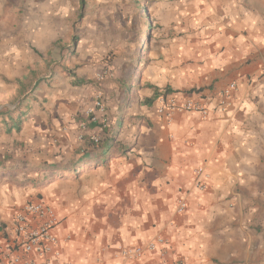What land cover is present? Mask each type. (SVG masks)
Segmentation results:
<instances>
[{"label": "crops", "instance_id": "1", "mask_svg": "<svg viewBox=\"0 0 264 264\" xmlns=\"http://www.w3.org/2000/svg\"><path fill=\"white\" fill-rule=\"evenodd\" d=\"M150 1L155 36L127 84L111 0H0V237L43 195L76 264H264V0ZM166 88L207 114L162 118Z\"/></svg>", "mask_w": 264, "mask_h": 264}, {"label": "built area", "instance_id": "2", "mask_svg": "<svg viewBox=\"0 0 264 264\" xmlns=\"http://www.w3.org/2000/svg\"><path fill=\"white\" fill-rule=\"evenodd\" d=\"M102 75L101 73L99 78L103 77ZM236 88L237 81H233L218 93L220 107H225L228 98ZM208 97L211 98V96ZM157 104L158 115L166 120L171 119L174 111H198L203 114L208 112L207 106L193 99L180 103L177 95L172 91L162 93L158 97ZM94 108L102 115L103 127H108L110 118L102 92L97 93ZM88 112L92 113L94 109ZM89 121L98 122L100 118L93 113ZM91 139L94 142L99 141L96 135H92ZM203 173H205L204 166L197 167L198 177ZM198 183L201 188L204 187V184ZM185 206L186 203L181 202L179 210H183ZM63 222L64 217L44 199L38 198L26 202L20 209L14 211L12 228L0 237V264H76L72 260L64 259L59 248L60 239L57 230ZM148 249L154 251L156 244L151 243ZM142 251V247L127 249L124 255L138 257ZM171 264H185V262L178 259Z\"/></svg>", "mask_w": 264, "mask_h": 264}, {"label": "rangeland", "instance_id": "3", "mask_svg": "<svg viewBox=\"0 0 264 264\" xmlns=\"http://www.w3.org/2000/svg\"><path fill=\"white\" fill-rule=\"evenodd\" d=\"M150 2V0H111L109 5H106L104 22L112 46L110 55L116 57L120 68L119 74L127 84L135 74L136 64H139L141 59L144 60L147 48L155 36L157 19L151 11ZM79 22L78 19L73 20V26ZM16 101L17 99H13L8 102L15 104ZM2 105L3 101H0V107Z\"/></svg>", "mask_w": 264, "mask_h": 264}, {"label": "trees", "instance_id": "4", "mask_svg": "<svg viewBox=\"0 0 264 264\" xmlns=\"http://www.w3.org/2000/svg\"><path fill=\"white\" fill-rule=\"evenodd\" d=\"M137 3H139L140 4V2H138L137 1ZM140 8V7H139ZM168 91H171V89L170 88H166V89H164V90H161L157 95H161L162 93H166V92H168ZM3 110H1L0 112H2ZM19 126V125H18Z\"/></svg>", "mask_w": 264, "mask_h": 264}]
</instances>
